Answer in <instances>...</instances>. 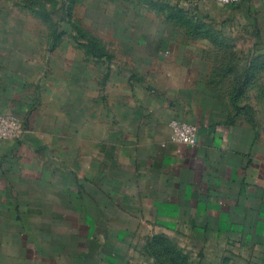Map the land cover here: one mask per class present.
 I'll return each mask as SVG.
<instances>
[{
	"label": "crops",
	"instance_id": "crops-1",
	"mask_svg": "<svg viewBox=\"0 0 264 264\" xmlns=\"http://www.w3.org/2000/svg\"><path fill=\"white\" fill-rule=\"evenodd\" d=\"M207 6L222 35L232 23H251L264 1L243 0L236 11ZM231 31L227 40L248 34ZM0 37V111L17 116L25 131L0 141V262L18 249L23 264H58L55 254L71 246L79 255L84 241L98 240L117 258L121 248L112 240L135 231L188 232L200 242L211 234L264 253V125L250 94L256 81L239 90L240 60L255 50L205 45L156 53L133 88L107 83L111 113L98 115L89 91L82 93L87 110L76 105L65 126L55 109L57 81L28 61L24 41L17 48ZM172 119L196 125L199 143L171 142Z\"/></svg>",
	"mask_w": 264,
	"mask_h": 264
},
{
	"label": "rangeland",
	"instance_id": "rangeland-1",
	"mask_svg": "<svg viewBox=\"0 0 264 264\" xmlns=\"http://www.w3.org/2000/svg\"><path fill=\"white\" fill-rule=\"evenodd\" d=\"M209 2L219 5L212 0H0V35L13 47L18 48L24 41L28 61L42 64L49 83L57 81L61 98L55 109L63 114L65 126L76 105L81 112L87 110L82 93L86 97L89 91L95 94V112L101 116L111 113L114 102L107 83L119 86L126 81L133 88V82L142 80L157 63V54L165 50L205 45L255 50V55L249 57L250 69L245 70L249 61L246 55L240 60L239 90L244 91V82L256 81L250 94L257 96V121L264 125V9L257 10L248 25L232 23L221 35V26L209 19ZM242 2L227 8L236 11ZM228 30L248 34L239 33L227 40L224 33ZM246 103L244 99L241 104ZM66 136L70 146L72 134ZM68 172L69 166L65 174ZM69 178L64 187L71 192L74 185ZM204 237L200 242L190 238L188 232L135 231L121 242L112 240L111 244L121 248L118 259L102 248L100 240L91 246L84 241L79 255H72L69 246L67 252L55 254L54 259L58 264H112L105 261L110 255L116 259L115 264H264L261 249L254 252L239 242L221 241L211 234ZM14 252L4 256L0 264H23L22 252Z\"/></svg>",
	"mask_w": 264,
	"mask_h": 264
},
{
	"label": "built area",
	"instance_id": "built-area-1",
	"mask_svg": "<svg viewBox=\"0 0 264 264\" xmlns=\"http://www.w3.org/2000/svg\"><path fill=\"white\" fill-rule=\"evenodd\" d=\"M221 6L235 8L241 0H212ZM264 1V0H263ZM169 139L174 143L196 146L199 143V128L191 123L172 119L168 123ZM20 119L10 113L0 111V141L20 139L24 135Z\"/></svg>",
	"mask_w": 264,
	"mask_h": 264
}]
</instances>
